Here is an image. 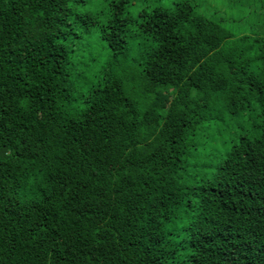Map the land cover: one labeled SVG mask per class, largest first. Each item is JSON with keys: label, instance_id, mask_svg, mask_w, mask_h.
<instances>
[{"label": "trees", "instance_id": "trees-1", "mask_svg": "<svg viewBox=\"0 0 264 264\" xmlns=\"http://www.w3.org/2000/svg\"><path fill=\"white\" fill-rule=\"evenodd\" d=\"M224 1L0 0V264H264V0Z\"/></svg>", "mask_w": 264, "mask_h": 264}, {"label": "rangeland", "instance_id": "rangeland-1", "mask_svg": "<svg viewBox=\"0 0 264 264\" xmlns=\"http://www.w3.org/2000/svg\"><path fill=\"white\" fill-rule=\"evenodd\" d=\"M196 2V0H193ZM203 2L205 3V7L212 12H219V15L225 16L227 18H231L232 15H229L228 13H226V10H229L227 5H226V1L224 0H203ZM203 6V5H202Z\"/></svg>", "mask_w": 264, "mask_h": 264}]
</instances>
